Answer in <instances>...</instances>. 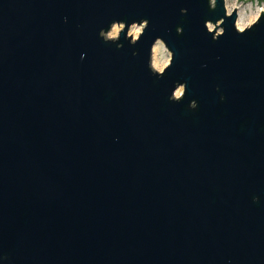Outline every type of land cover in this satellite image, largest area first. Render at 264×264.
I'll use <instances>...</instances> for the list:
<instances>
[{
	"label": "water",
	"instance_id": "water-1",
	"mask_svg": "<svg viewBox=\"0 0 264 264\" xmlns=\"http://www.w3.org/2000/svg\"><path fill=\"white\" fill-rule=\"evenodd\" d=\"M235 23L223 0H0V264H264V12Z\"/></svg>",
	"mask_w": 264,
	"mask_h": 264
},
{
	"label": "rangeland",
	"instance_id": "rangeland-1",
	"mask_svg": "<svg viewBox=\"0 0 264 264\" xmlns=\"http://www.w3.org/2000/svg\"><path fill=\"white\" fill-rule=\"evenodd\" d=\"M211 3L213 5V0H211ZM230 3L231 4L229 5V7H233V6L237 7L239 12L243 13V15L245 16L246 28L250 27L253 23H255L256 20L259 18L260 14L264 12V0H230ZM218 26H219V23L216 26V29L218 28L217 33H221V30L219 29ZM114 27H115V30H113ZM114 27H112L110 32L105 36L106 39L113 40L117 38L122 28L119 26H114ZM209 28H210L209 29L210 31H213L215 29V27L211 25L209 26ZM138 29H141L140 30V33H141L142 26H133L129 29L128 36H131L132 40H134L132 33L137 31ZM138 36L136 37V39L138 38ZM156 45L159 48V51L157 54L158 67L161 69L156 72L161 73L168 66L170 55L161 43L158 42ZM152 63H153V57L151 56V68H152ZM178 90L180 91V94H181L182 89H178Z\"/></svg>",
	"mask_w": 264,
	"mask_h": 264
},
{
	"label": "bare ground",
	"instance_id": "bare-ground-1",
	"mask_svg": "<svg viewBox=\"0 0 264 264\" xmlns=\"http://www.w3.org/2000/svg\"><path fill=\"white\" fill-rule=\"evenodd\" d=\"M223 3H224V6H225V9H226V14L227 15H230L234 10H235V13H236V23H235V27L237 29V31H243L245 28H246V25H245V22H246V19H245V16L243 15V13H240L238 8L233 6V7H229V5L231 4L230 3V0H223ZM210 29V28H209ZM115 30V27L114 29ZM140 30L141 29H138L137 31L133 32L132 35H133V38L134 40L136 39V37L140 34ZM158 51H159V48L157 45H155L152 49V57H153V63H152V69L154 71H159L161 70L159 67H158V61H157V54H158ZM174 96L176 98H178L180 96V91L177 90L174 94Z\"/></svg>",
	"mask_w": 264,
	"mask_h": 264
}]
</instances>
